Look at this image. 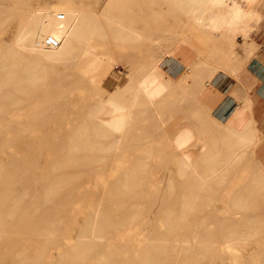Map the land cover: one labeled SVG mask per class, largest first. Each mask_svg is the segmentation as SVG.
<instances>
[{
	"label": "rangeland",
	"instance_id": "obj_1",
	"mask_svg": "<svg viewBox=\"0 0 264 264\" xmlns=\"http://www.w3.org/2000/svg\"><path fill=\"white\" fill-rule=\"evenodd\" d=\"M110 1L0 0V264H144L175 238L204 247L187 264H264V173L246 166V141L232 132L225 149L195 154L188 131L156 134L171 81L153 105L119 87L182 44L233 32L194 21L181 0ZM70 3L103 14L60 16ZM113 100L130 114L120 133L103 122ZM96 209L95 240L77 244Z\"/></svg>",
	"mask_w": 264,
	"mask_h": 264
},
{
	"label": "crops",
	"instance_id": "obj_2",
	"mask_svg": "<svg viewBox=\"0 0 264 264\" xmlns=\"http://www.w3.org/2000/svg\"><path fill=\"white\" fill-rule=\"evenodd\" d=\"M181 4L194 21L212 31H232L235 38L216 35L182 44L171 56L156 59L140 76L128 73L119 87L125 97L137 95V101L155 96L153 105L171 81L159 103L161 111L171 110V116L165 123L156 121V134L173 142L188 131L187 150L198 154L203 145L225 149L233 143L229 135L235 132L236 142L246 141V166L253 175L264 173V0H181ZM84 6L70 3L58 13L86 19L103 14ZM201 64L213 68L208 77L192 70Z\"/></svg>",
	"mask_w": 264,
	"mask_h": 264
},
{
	"label": "bare ground",
	"instance_id": "obj_3",
	"mask_svg": "<svg viewBox=\"0 0 264 264\" xmlns=\"http://www.w3.org/2000/svg\"><path fill=\"white\" fill-rule=\"evenodd\" d=\"M220 15L222 16L221 13H220ZM214 18H215V16H214ZM57 21H58V18L55 19V22H57ZM218 28H219V26H218ZM50 47H55V46H50ZM100 63H102V62H100ZM137 92H136V94H137ZM132 105H134V104H132ZM129 115H130L129 112L126 111L124 105L122 106L119 102L113 100V101H110L105 106V108L103 110V116H104L103 122L115 133H120L124 130ZM183 198H184V200H183V204L181 206H188V201L190 200V196L188 194L187 195L184 194ZM110 211H111V209L109 210V212ZM183 212H184V210H183ZM99 213H100V210L96 209L95 212L92 214L93 217L90 216V218L91 217L92 218L89 219L87 227L85 228V230H87V228L89 230H91L92 233L89 235H87L85 233L84 234L80 233L78 235L77 244L80 245V243L83 242L82 244L87 246V245H90L91 242H93L95 240V236L93 234L95 233V230L97 228L96 217L99 215ZM261 214H263V212H261ZM121 215L122 214H119V216H121ZM54 223H53V225H54ZM109 225H110V219L108 218V215H106L105 217H103L100 220L99 226L101 228H108ZM163 241L164 240H162L161 243H157V244L151 246V249L147 253L144 254V257H143L144 258V260H143L144 264H172V263L177 264L179 262H181L183 264L184 263L187 264V263L192 262L194 256L198 255L204 248L200 241L193 242V241L188 240V239L184 240L181 238H175V239H173L174 242L171 245H168L167 243H165ZM87 247H89V246H87Z\"/></svg>",
	"mask_w": 264,
	"mask_h": 264
},
{
	"label": "built area",
	"instance_id": "obj_4",
	"mask_svg": "<svg viewBox=\"0 0 264 264\" xmlns=\"http://www.w3.org/2000/svg\"><path fill=\"white\" fill-rule=\"evenodd\" d=\"M46 44L49 46H57L59 44V40L54 36H48L46 38Z\"/></svg>",
	"mask_w": 264,
	"mask_h": 264
}]
</instances>
